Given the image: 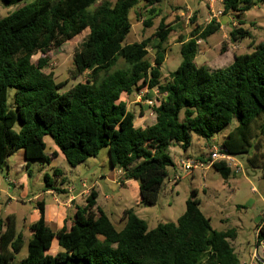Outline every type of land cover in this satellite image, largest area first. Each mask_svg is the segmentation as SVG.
I'll use <instances>...</instances> for the list:
<instances>
[{
    "label": "trees",
    "instance_id": "16d2710c",
    "mask_svg": "<svg viewBox=\"0 0 264 264\" xmlns=\"http://www.w3.org/2000/svg\"><path fill=\"white\" fill-rule=\"evenodd\" d=\"M141 1L149 15L143 24L149 27L154 6L165 0H35L0 18V170L20 150L26 168L29 161L49 162L59 154L75 167L107 148L111 167L124 172L121 182L138 181L140 202L153 206L173 166L171 143L186 150L192 134L210 142L232 121L236 125L218 147L220 152L245 155L250 167L264 168V39L252 52L235 55L225 68L209 70L195 63L197 42L218 32L219 25L214 20L204 27L195 24L189 38L178 41L181 62L162 83L165 44L173 27L162 19L151 39L124 43L131 30L128 14ZM250 4L222 0V14H243ZM195 20L193 16L190 23ZM85 30L88 35L72 56L71 73V78L85 79L59 93L68 80L55 83L53 72H45L46 54ZM248 35L235 27L228 38L236 43ZM39 53L42 57L33 63ZM120 59L126 68L114 69ZM144 88L158 94L151 107L155 121L136 127L135 115L121 96ZM9 90L14 91L13 108L8 106ZM17 120L18 132L13 129ZM45 136L55 146L51 157L45 153ZM196 160L209 162L210 157ZM211 168L225 180L231 174L223 160ZM45 181L46 191L63 192L53 189L47 177ZM96 198L92 188L85 205L75 207L70 227L65 221L55 232L45 223L44 203L38 202V219L29 225L27 253L19 261L15 255L23 237L12 216L0 218V264H240L230 243L236 230H214L199 209L196 191L175 223H158L153 229L132 209L122 212L123 226L117 229L96 206ZM255 230L256 241L264 240L260 220ZM54 239L61 251L51 256L46 252Z\"/></svg>",
    "mask_w": 264,
    "mask_h": 264
},
{
    "label": "rangeland",
    "instance_id": "374dc122",
    "mask_svg": "<svg viewBox=\"0 0 264 264\" xmlns=\"http://www.w3.org/2000/svg\"><path fill=\"white\" fill-rule=\"evenodd\" d=\"M35 0H20L14 4H7L0 0V18L6 17L17 9L32 3ZM113 3L115 0H107ZM217 1L214 9L222 7ZM155 15L151 20V26L145 27V21L149 15L144 8V2L128 14L131 30L124 43L130 44L143 39H151L155 34L159 22L164 19V24L173 27L165 44V60L161 66V82L169 79V74L174 72L181 62L180 43L178 41L189 38L194 25L206 26L211 20L219 25V31L210 35L203 41H198V52L195 63L205 66L209 70L223 69L230 65L235 55L252 52L253 45L264 39V0H251L250 7L240 15L227 14L213 18L210 7L205 0H165L154 6ZM195 16V23L190 19ZM241 21V22H240ZM238 23V24H237ZM242 28L249 35L236 43H231L228 38L232 28ZM88 30L83 31L72 40L58 48L50 50L46 55L49 64L45 72L52 71L55 83L68 80L58 89L63 93L85 79V75L71 78L73 71L72 56L84 42ZM148 59L153 60L154 52L149 47ZM41 54L32 57L35 63ZM126 68L120 59L114 69ZM13 90L8 92V106L13 108ZM158 97L156 90L149 91L146 88L131 95L123 94L121 100L127 104L129 111L134 113V122L139 126L152 123L153 112L146 101L154 102ZM148 98V99H147ZM146 115L143 118L141 113ZM182 117V114H180ZM236 121H232L222 130L215 133L213 141L208 142L221 144L227 134L234 128ZM21 123L17 120L13 129L18 132ZM45 153L52 156L55 146L50 136L43 137ZM207 141L192 134L189 147L184 150L177 142L171 143L168 152L173 166L168 168V177L179 175L176 182L165 178L160 190L158 201L149 206L140 202L138 181L133 180L128 185L120 184L119 175L115 174L117 168H112L109 162L108 149L103 148L96 157L86 159L83 163L72 167L59 154L51 157L49 162L40 160L29 161V168L25 167L26 161L23 152L17 151L7 157L6 165L0 170V218L5 221L12 216L16 231L23 237V246L15 255V261L24 258L27 253V241L31 232L26 228L37 218V203H53V199L63 196L67 199V192L62 188L73 187L77 191L94 189L98 192V203L109 212V218L117 229L123 226L120 220L121 212L125 208H132L138 218L144 220L148 229H153L158 223H175L185 210L186 200L192 191H196L201 213L210 220L211 227L216 231H225L231 228L236 230V238L231 241L235 254L240 263L247 262L249 254L256 245V224L261 220L260 214L264 207V168H253L246 163L247 156L234 157L239 164V171L231 167V174L225 180L211 166L206 169H195L190 174L182 173L180 160H193L199 157L204 159L208 156ZM206 155V156H205ZM208 162H204L206 166ZM55 171L60 176H55ZM53 189L45 190L46 181ZM84 183V187L81 183ZM89 194V193H88ZM87 194V195H88ZM86 195V197H87ZM108 196V197H107ZM86 197H79V205L85 202ZM58 204V203H57ZM70 205L72 202L69 203ZM111 212V213H110ZM52 230V226H49ZM51 252L58 246H52ZM54 252V251H53ZM258 253L264 257L261 248Z\"/></svg>",
    "mask_w": 264,
    "mask_h": 264
},
{
    "label": "crops",
    "instance_id": "0c3cea01",
    "mask_svg": "<svg viewBox=\"0 0 264 264\" xmlns=\"http://www.w3.org/2000/svg\"><path fill=\"white\" fill-rule=\"evenodd\" d=\"M141 113V112H140ZM142 115V117L143 118H146V115L142 112L141 113ZM154 121H155V117L153 116V121H152V123H150V124H147V125H151V124H153L154 123ZM144 122L145 121H143V123L142 124H140L139 126H137V124L134 122V125L136 126V127H145L146 125H144ZM211 141H213V139H211ZM210 141V142H211ZM220 145L219 144H217V143H211V147H210V145H208V142H207V145H206V148H207V152L206 153H208L209 151H210V149L212 148V147H219ZM206 156V155H205ZM209 167H207L206 169H208ZM231 169V168H230ZM115 174L118 176L119 175V182H120V184L122 185V186H124V185H128L129 183H131L133 180H127V181H122L121 182V179H122V177H123V174H124V172L122 171V170H120V169H116V172H115ZM62 189H64L65 190V192H66V189L67 188H62ZM91 190V189H90ZM96 191V190H95ZM51 192H52V190H51ZM54 192V191H53ZM97 192V191H96ZM89 193V190H86V191H83V190H81V191H77V189H74L73 190V192H71L70 194H67V197L69 196L70 197V202H72V204L70 205L69 203H66L65 205L64 204H57L56 202H55V199L56 198H54L53 199V203H50V204H45L44 202V220H45V223H46V225L49 227V226H52V228H53V232H55V231H57V230H59L60 228H62L63 227V225L65 224V221H66V227L67 228H69L70 227V225H71V218H72V215H73V212H74V210H75V207L76 206H79V207H83L84 205H85V202L83 203V204H81V205H79L78 203H76L77 202V200H78V198L81 196H83V197H86V195ZM61 197H62V199H63V196H60V198L59 199H61ZM108 197V196H107ZM66 201H68L67 199H65L64 200V202H66ZM96 206L97 207H99V208H101L105 213H106V215L109 217V212H107V210H105V209H103V207H101V205L98 203V192H97V198H96ZM126 209H132V208H125L124 210H126ZM123 210V211H124ZM122 211V212H123ZM122 212H121V215H122ZM111 213V212H110ZM136 214V213H135ZM37 215H38V213H37ZM38 219V216H37V218H36V220ZM35 220V221H36ZM120 220H121V216H120ZM123 222V221H122ZM33 223V222H32ZM32 223H30V224H32ZM29 224V225H30ZM29 225L28 226H26V228L29 230ZM58 246V244H57V241L54 239L53 241H52V243H51V247H50V249L46 252L48 255H51V256H54L56 253H58V252H60L61 251V249H60V247L58 246L57 248H55L52 252H51V249L52 248H54V247H52V246ZM249 256H250V254H249Z\"/></svg>",
    "mask_w": 264,
    "mask_h": 264
},
{
    "label": "built area",
    "instance_id": "2783aa9c",
    "mask_svg": "<svg viewBox=\"0 0 264 264\" xmlns=\"http://www.w3.org/2000/svg\"><path fill=\"white\" fill-rule=\"evenodd\" d=\"M205 1L208 3V6L210 7L213 18H216L222 14V11H223L222 7L218 8L217 10L214 9V4L217 1H219L222 4V0H205ZM146 103H147V105H150V106H153V104H154V102H152L151 100H147ZM208 156L210 157V160L206 166L204 165V163H201V162L197 161L196 159L180 160L179 164H180V169H181L182 173L188 175L195 169H201L202 167H205V168L210 167L213 162L220 161V160L225 161L229 168H231L233 166V168H235V172L239 171V169H238L239 164L236 162L235 158L221 153L220 149L218 147H212L209 151ZM167 179H168V181L172 180V181L176 182L180 179V176L179 175H173L170 178L167 176ZM81 186L82 187L85 186L83 182L81 183ZM73 190H74L73 187H68L66 189V192L68 194H70L71 192H73ZM67 200L68 201L64 202L62 197H61V199L56 198L55 202L58 204H64L65 205L66 203L70 202L69 196L67 197ZM260 217H261V220H260L261 225L263 226L264 225V207H263V210L260 214ZM256 233H257V231L255 232V234ZM258 247H260L261 251L264 253V240L256 241L255 248L252 251V253L250 254L248 261L240 263V264H264V257H262L258 253Z\"/></svg>",
    "mask_w": 264,
    "mask_h": 264
}]
</instances>
